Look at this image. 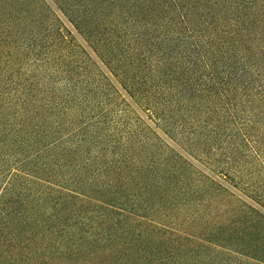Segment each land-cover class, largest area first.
I'll return each instance as SVG.
<instances>
[{
	"label": "trees",
	"instance_id": "obj_1",
	"mask_svg": "<svg viewBox=\"0 0 264 264\" xmlns=\"http://www.w3.org/2000/svg\"><path fill=\"white\" fill-rule=\"evenodd\" d=\"M264 0H0V264H264Z\"/></svg>",
	"mask_w": 264,
	"mask_h": 264
},
{
	"label": "rangeland",
	"instance_id": "obj_2",
	"mask_svg": "<svg viewBox=\"0 0 264 264\" xmlns=\"http://www.w3.org/2000/svg\"><path fill=\"white\" fill-rule=\"evenodd\" d=\"M258 140L261 146L259 149V154H255L256 156L255 163H257V165L260 167L259 169L261 170L263 177H264V134L258 136ZM216 263L217 264H260V263L252 262L249 259L243 258L233 253L219 257L216 260Z\"/></svg>",
	"mask_w": 264,
	"mask_h": 264
}]
</instances>
